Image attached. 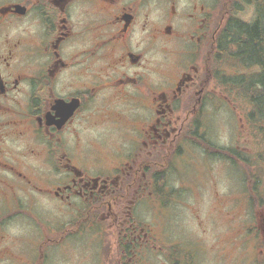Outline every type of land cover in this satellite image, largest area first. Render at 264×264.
<instances>
[{"label": "flooded vegetation", "instance_id": "1", "mask_svg": "<svg viewBox=\"0 0 264 264\" xmlns=\"http://www.w3.org/2000/svg\"><path fill=\"white\" fill-rule=\"evenodd\" d=\"M263 96L264 0H0V256L189 263L169 228L184 177L200 159L259 175Z\"/></svg>", "mask_w": 264, "mask_h": 264}, {"label": "rangeland", "instance_id": "2", "mask_svg": "<svg viewBox=\"0 0 264 264\" xmlns=\"http://www.w3.org/2000/svg\"><path fill=\"white\" fill-rule=\"evenodd\" d=\"M238 96H232L237 115H243L238 107ZM227 112V109L224 111ZM217 112L216 121L210 135L213 141L222 145L240 135L239 123L234 113ZM223 121V122H222ZM256 137L251 138L253 146ZM104 148L117 149L113 143L102 144ZM203 158V156L201 155ZM219 162L200 159L198 169H193L184 177L185 200L175 222L169 225L172 238H181L184 255L189 254L190 262L184 264H264V159L263 167L252 181L235 169L224 168ZM251 166L255 159L248 161ZM213 165V171L210 165ZM251 168V167H250ZM251 177V175L249 174ZM255 178H258L255 180ZM187 191L190 195H186ZM43 208L46 215L55 213L57 206ZM42 220L38 225L40 231H50L49 224ZM158 219L155 217L154 226ZM26 229L25 223L19 224ZM52 226V225H51ZM27 230V231H26ZM27 245L32 248L35 242L32 232L28 234ZM87 247L80 240L65 241L57 246L56 251L80 250ZM96 247V245L94 246ZM262 250V251H261ZM6 258V259H5ZM0 256V264H21L17 257ZM5 260V261H1Z\"/></svg>", "mask_w": 264, "mask_h": 264}, {"label": "trees", "instance_id": "3", "mask_svg": "<svg viewBox=\"0 0 264 264\" xmlns=\"http://www.w3.org/2000/svg\"><path fill=\"white\" fill-rule=\"evenodd\" d=\"M250 49V48H249ZM254 50L255 49V45H253L252 44V46H251V50ZM260 103H262V105H263V107H264V96L263 97H261V99H260ZM264 110V109H263ZM247 178L250 180L251 178H252V176L250 177V176H247Z\"/></svg>", "mask_w": 264, "mask_h": 264}]
</instances>
